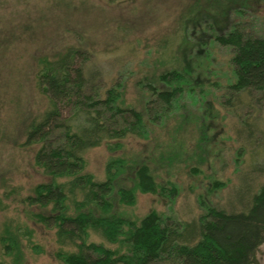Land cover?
<instances>
[{"label":"rangeland","instance_id":"1","mask_svg":"<svg viewBox=\"0 0 264 264\" xmlns=\"http://www.w3.org/2000/svg\"><path fill=\"white\" fill-rule=\"evenodd\" d=\"M236 26L264 37V0H0V261H14L1 242L7 229L21 242L24 264H66L57 253L77 250L38 220L52 214L51 206L27 202L52 177L35 161L41 144L24 145L32 121L49 107L38 71L71 46L85 51L86 60L77 63L87 75L96 74L89 92L103 97L119 82L123 106L142 111L148 126L147 136L88 148L85 171L103 181L108 164L123 159L115 185L130 187L146 163L167 188L138 192L132 205L113 192L114 212L140 221L155 210L187 223L202 213V201L219 208L247 204L264 185V93L230 87L234 49L215 36ZM173 69L192 83L168 102L149 84L169 89L160 75ZM72 114L66 106L64 116ZM84 194L70 197L71 212ZM89 241L116 246L94 230ZM258 258L264 264V244Z\"/></svg>","mask_w":264,"mask_h":264},{"label":"trees","instance_id":"2","mask_svg":"<svg viewBox=\"0 0 264 264\" xmlns=\"http://www.w3.org/2000/svg\"><path fill=\"white\" fill-rule=\"evenodd\" d=\"M215 39L234 49L231 89L264 93V37L249 35L236 26ZM84 53L71 46L57 58L44 61L38 85L45 91L49 107L32 121L24 141V145L41 144L35 161L52 177L38 184L27 202L51 206L52 214H39L38 220L48 228L56 227L61 242L77 246L74 251L60 250L58 258L66 264H155L162 260L173 264H261L258 251L264 244V185L247 204L241 199V209L219 208L202 201V213L187 223L155 210L140 221L113 211V192L122 203L132 205L138 192L165 193L167 188L157 182L146 163L139 166L130 187L115 185L125 169L123 159L108 164L103 181L85 171L84 152L88 148L128 134L147 136L148 126L142 111L123 106L119 82L103 97L89 92L90 80L96 74L88 76L77 63L78 59L86 60ZM160 79L170 88L149 87L168 102L178 101L184 86L192 83L189 75L177 69L162 73ZM66 106H73L75 118L73 114L64 116ZM62 178L66 181L59 180ZM78 192L85 193L84 199L76 200L77 211L71 212L68 201ZM93 207L102 213L97 214ZM91 230L101 232L116 246L89 241ZM1 242L14 261L0 264H24L16 234L5 230Z\"/></svg>","mask_w":264,"mask_h":264}]
</instances>
